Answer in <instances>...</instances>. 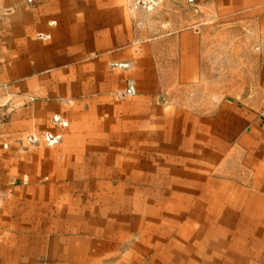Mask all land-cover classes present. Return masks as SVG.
Instances as JSON below:
<instances>
[{"label": "crops", "instance_id": "0c3cea01", "mask_svg": "<svg viewBox=\"0 0 264 264\" xmlns=\"http://www.w3.org/2000/svg\"><path fill=\"white\" fill-rule=\"evenodd\" d=\"M160 2L0 0V264H264V0Z\"/></svg>", "mask_w": 264, "mask_h": 264}, {"label": "rangeland", "instance_id": "374dc122", "mask_svg": "<svg viewBox=\"0 0 264 264\" xmlns=\"http://www.w3.org/2000/svg\"><path fill=\"white\" fill-rule=\"evenodd\" d=\"M135 5L145 12L153 14L152 20L154 23H159L161 21L160 19L162 17L163 10H165V4H162L160 0H136ZM214 30L216 31L218 29L214 28ZM53 122L59 123L57 119H53ZM41 136V134L37 136H29L27 139L31 141L33 138H36L38 143L39 140H41Z\"/></svg>", "mask_w": 264, "mask_h": 264}, {"label": "built area", "instance_id": "2783aa9c", "mask_svg": "<svg viewBox=\"0 0 264 264\" xmlns=\"http://www.w3.org/2000/svg\"><path fill=\"white\" fill-rule=\"evenodd\" d=\"M41 140H42L46 145H48V146H53V145H56V144L59 142L60 138H59L58 136H52V135L49 134V133H44V134H42V136H41ZM31 143H32V144L37 143V139H36V138H33V139L31 140Z\"/></svg>", "mask_w": 264, "mask_h": 264}]
</instances>
